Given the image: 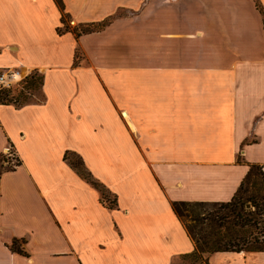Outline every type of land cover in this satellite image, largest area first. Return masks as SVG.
Segmentation results:
<instances>
[{"label":"crops","instance_id":"0c3cea01","mask_svg":"<svg viewBox=\"0 0 264 264\" xmlns=\"http://www.w3.org/2000/svg\"><path fill=\"white\" fill-rule=\"evenodd\" d=\"M61 1L0 0V70L43 76L42 101L0 103L20 161L0 174V264H174L194 242L173 202L228 201L264 165V0ZM62 14L111 20L75 36Z\"/></svg>","mask_w":264,"mask_h":264},{"label":"trees","instance_id":"16d2710c","mask_svg":"<svg viewBox=\"0 0 264 264\" xmlns=\"http://www.w3.org/2000/svg\"><path fill=\"white\" fill-rule=\"evenodd\" d=\"M56 3L60 8L63 7L61 0H56ZM256 5L260 8L257 3ZM260 11L264 16L261 8ZM110 20L111 17L101 22L83 23L69 29L67 25H64L65 15L62 14V26L58 27V32L71 31L75 36H79L83 33L100 30ZM79 57V50H75L74 60L77 62ZM42 81V74L34 70L16 85L0 88V103L14 104L15 106L28 103L26 100L28 97L24 90L36 88L38 84L42 86ZM42 100L43 94L42 98L37 101ZM3 154L0 153V158L4 156ZM68 154L75 153H65L64 158L67 160ZM79 160L80 163L70 160L68 162L83 179L101 192L102 199L112 207L115 204V198H108L107 194L110 193L106 187L90 174L80 157ZM12 168L14 167L10 166L5 170ZM249 184L254 188L251 192L247 191ZM172 208L194 242V249L191 252L180 255L181 258L192 264H210L209 255L215 252L264 251V165L249 164L242 182L228 201H176L173 202ZM10 247L19 250L15 240Z\"/></svg>","mask_w":264,"mask_h":264},{"label":"rangeland","instance_id":"374dc122","mask_svg":"<svg viewBox=\"0 0 264 264\" xmlns=\"http://www.w3.org/2000/svg\"><path fill=\"white\" fill-rule=\"evenodd\" d=\"M122 14H124V12L123 11H118L117 13H116V15H118V16H120V15H122ZM65 24L64 25H67L68 27H69V29H71V28H73V27H75L73 24H72V22L70 21V19L69 18H65ZM82 57H81V53H80V57H79V59H81ZM0 72L1 73H10V72H13V71H10V70H0ZM15 72H18V74H19V76H17L18 78H16V79H18V80H16V79H13L12 80V82H11V85L10 86H13V85H16L19 81H21L26 75H29V74H31V73H33L34 72V70H30V71H21V70H15ZM19 89H21V87H19ZM24 92H25V94L27 95V101L28 102H35V101H37V100H39V99H41L42 98V91H41V86L38 84V86L36 87V88H33V89H26V90H24ZM14 94H16V93H14ZM11 146V145H10ZM11 148H12V150H14V148L11 146ZM15 151V150H14ZM3 153H5L4 151L2 152V154ZM15 153H16V151H15ZM4 156H2L1 158H0V172H2V171H4L6 168H8V167H10V166H12V162L10 161L11 159H9L7 156H6V154H3ZM16 156H17V154H16ZM18 162H19V159H18V156H17V159H16ZM68 160H70V161H73V162H75V163H80V160H79V157L77 156V155H75V154H68ZM16 161V162H17ZM79 166L83 169V167L79 164ZM261 171H263V170H261ZM253 187L251 186V184H249V186H248V188H247V191L249 192V190H250V192L251 191H253ZM106 191V190H105ZM248 192H246L247 194H248ZM106 194H107V192H105ZM108 195V198L110 197L111 198V196H109L110 194H107ZM174 264H192L190 261H188V260H186V259H183V258H181V257H178L177 259H176V261H175V263Z\"/></svg>","mask_w":264,"mask_h":264},{"label":"built area","instance_id":"2783aa9c","mask_svg":"<svg viewBox=\"0 0 264 264\" xmlns=\"http://www.w3.org/2000/svg\"><path fill=\"white\" fill-rule=\"evenodd\" d=\"M5 70H10V71H13V72H10V73H1L0 72V88H5V87H9L11 85V82L13 79H16L18 78V72H15V70L17 69H14V70H11V69H5ZM18 80V79H16ZM4 154H6V156L11 159L10 161L12 162V166L15 167L17 164H18V161L16 160L17 159V156H16V153L14 150H12L11 146L10 145H7L5 150H4ZM17 161V162H16Z\"/></svg>","mask_w":264,"mask_h":264},{"label":"bare ground","instance_id":"6f19581e","mask_svg":"<svg viewBox=\"0 0 264 264\" xmlns=\"http://www.w3.org/2000/svg\"><path fill=\"white\" fill-rule=\"evenodd\" d=\"M18 76H19V74H18Z\"/></svg>","mask_w":264,"mask_h":264}]
</instances>
